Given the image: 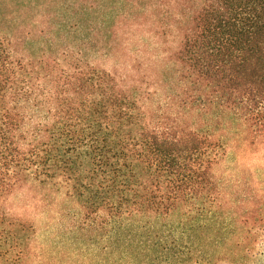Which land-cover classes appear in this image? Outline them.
I'll return each instance as SVG.
<instances>
[{"label": "trees", "instance_id": "trees-1", "mask_svg": "<svg viewBox=\"0 0 264 264\" xmlns=\"http://www.w3.org/2000/svg\"><path fill=\"white\" fill-rule=\"evenodd\" d=\"M171 1L176 37L162 51L176 114L198 98L264 141V0ZM31 6L0 0V205L29 177L57 186L81 206L75 227L104 241L106 264H264V207L225 221L220 137L153 109L159 79L129 83L101 63L99 36L37 42L48 30L25 19ZM16 224L0 209L2 230Z\"/></svg>", "mask_w": 264, "mask_h": 264}, {"label": "rangeland", "instance_id": "rangeland-1", "mask_svg": "<svg viewBox=\"0 0 264 264\" xmlns=\"http://www.w3.org/2000/svg\"><path fill=\"white\" fill-rule=\"evenodd\" d=\"M31 7L25 19L48 30L37 42L63 43L72 38L67 37L69 29L79 39L99 36L105 44L98 52L101 63L118 67L129 83L137 84L134 78L150 72V79H159L150 87L153 109L162 113L164 108L172 114L181 109L175 77L162 51L165 45H173L176 37L179 15L173 1L32 0ZM74 23L76 32L72 31ZM188 101L194 108L176 114L179 120L199 133L215 132L224 145V154L213 171L224 198L232 205L225 221L238 216L243 206L264 207L262 138L253 137L233 112L210 107L194 97ZM0 209L25 225L0 228V264H106L104 241L86 231V225L85 230L77 228L81 206L57 186L29 177L15 187ZM15 241H19L17 246Z\"/></svg>", "mask_w": 264, "mask_h": 264}]
</instances>
